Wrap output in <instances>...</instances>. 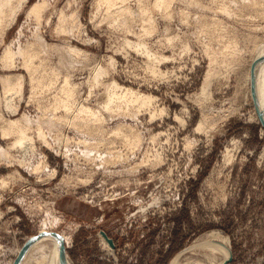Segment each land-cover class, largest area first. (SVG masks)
I'll list each match as a JSON object with an SVG mask.
<instances>
[{"label": "rangeland", "instance_id": "1", "mask_svg": "<svg viewBox=\"0 0 264 264\" xmlns=\"http://www.w3.org/2000/svg\"><path fill=\"white\" fill-rule=\"evenodd\" d=\"M96 1L26 0L15 21L7 16L0 26V264H13L43 230L67 238L70 264H171L218 232L231 250L226 264H264V129L251 81L255 48L264 45V0H169L162 9L155 0H124L111 12ZM34 3L45 4L38 19L28 11ZM118 7L129 11L124 19L114 16ZM143 9L151 22L141 20ZM127 39L142 42L143 52ZM72 46L78 57L66 50ZM6 48L10 66L1 59ZM21 52L34 57L47 88L33 93ZM211 66L217 77L206 81ZM95 68L102 74L94 85ZM5 77L11 87L21 80L20 91L7 92ZM64 79L78 104L102 114L99 133L68 124L72 109H54ZM112 81L151 96V111L161 114L101 111ZM11 119L32 141L11 146L13 135L2 137ZM193 255L208 264L204 253Z\"/></svg>", "mask_w": 264, "mask_h": 264}, {"label": "bare ground", "instance_id": "2", "mask_svg": "<svg viewBox=\"0 0 264 264\" xmlns=\"http://www.w3.org/2000/svg\"><path fill=\"white\" fill-rule=\"evenodd\" d=\"M11 1L12 0H0V26H2V23L6 20L7 16L9 18V23L11 21H15L16 15L19 12L22 3L26 2V0H21L17 5L12 6L11 5ZM117 2H122L123 3L124 0H97L96 1V4H97V7L98 8H101L102 6H106L107 7V11L108 10L110 11L111 8L117 7V6H119L121 4L120 3L119 5L115 6L117 4ZM169 4H170L169 3V0H155L154 3H153V8L162 9V8L168 7ZM223 7H225V6H223ZM44 8H45V4L44 3H34L33 5H31V7L29 8L28 11L30 13H32L33 15H35V17L37 16V19H38L39 16H40V14H41V12L43 11ZM118 8L121 9L120 11H118V12H120V14L119 13L116 14L117 13L116 12L115 15H114L115 17H116V15H118V16H121V14L123 15V13H125L123 11H126L127 10V9H123V7L122 8L121 7H118ZM98 11H99V9L97 10V12ZM112 12H114V11H112ZM127 12H129V11L127 10L126 13ZM223 12H226V9ZM104 13H107V12H104ZM147 13L148 12H147L146 9H143V10L140 11V14H141V17H142L141 20H143V21L144 20L145 21H149V19H150V22H151V18H148L150 16L146 17L148 15ZM129 15H130V13H129ZM106 17H108V16H106ZM112 17H113V15H112ZM112 17L110 19H112ZM115 17L113 19H115ZM121 17H123V19L125 18L124 16H121ZM62 18H64V17L62 16L61 19ZM117 18L119 19V17H117ZM126 19H127V16H126ZM59 20H60V17H59ZM61 21L62 20H60V22ZM64 21H66V20H64ZM64 21H62V23ZM127 21H129V20H127ZM114 22L116 23L117 21H114ZM58 26H60V24ZM141 28H143V27H141ZM59 31H61L60 28H59ZM144 32L146 33L147 31L144 30ZM231 42H230V44H231ZM125 44L130 45L131 47H133L137 51H140V50L142 51V48L145 47V46L143 47V43L140 42V41L138 43L137 42L134 43V42L129 41L128 39L125 40ZM230 44H228V47H229ZM256 44H258V43H256ZM256 46L254 44V47H256ZM224 47H226V45H224ZM228 47H226L225 49H227ZM254 47H251V48H254ZM259 47L258 48H255V49H257L256 51H258V52H257V54H255L256 56L252 60V61H254L253 62V65L251 64V66L253 68V69L251 68V71L253 70V73H252L253 75H252V78H251L252 80L251 81L253 82V85H254V87H253L254 102H255L257 108L262 111V115H263V118H264V45L262 47H260V48ZM66 50L68 52L70 51L73 54L76 53L77 55L81 53L80 50H78L77 48H73V46L72 47H69V48H66ZM235 51H232V52H235ZM147 52H145V55H146ZM21 53L25 56L24 57L25 59H24L23 64L27 68V70H29V72H30V74H29L30 76L29 77H30V82L32 83L31 88H32L33 93L35 91H37L36 89L37 88L39 89V87L40 88L41 87L42 88L43 87H46L47 88V86L45 85L46 83L43 82L44 80H41V78H43V77L35 76L36 75V73H35L36 72V70H35L36 67L33 65V60H32V58L34 59V57L32 55L28 54L27 52H21ZM251 53H253V52H251ZM76 54H75V57H78ZM226 54L227 53L223 54V56L224 55L226 56ZM233 54H230V57ZM69 55L70 54L68 53V55L66 57H68ZM81 55H83V53ZM149 55L150 54L148 53V56ZM71 56H73V55H71ZM212 56H213V54L211 55V57ZM154 58H155V56H154ZM219 58L221 59V57H219ZM228 58H229V56H228ZM228 58L225 59V60L231 61ZM1 59H2V62L4 63V66H10L12 64V60H13V52H11V50H9L8 48H6L3 51V53H2ZM156 59H157V57H156ZM156 59H152V60H156ZM160 59H159V61H160ZM222 60H221L222 62H225L226 63L225 66L227 68H230L231 65H233L232 64L233 62L225 61L224 59H222ZM234 60H232V61H234ZM215 61H217V59L213 56L212 57V62L211 61L210 62L213 64ZM235 61H237V60H235ZM235 61H234V64L235 63L237 64L238 62H235ZM215 63H218V61L215 62ZM219 63H221V62L219 61ZM153 64H155V63H153ZM209 65H211V64H209ZM220 65H223V64L221 63ZM213 66H211V67L213 68ZM217 66H218V64H217ZM225 66L223 65V67H225ZM233 67H235V65ZM216 69L218 70V68H216ZM231 69L232 68H230L229 70H231ZM101 70H102L101 68H95L93 70V72H91V75L94 74L93 77H91L92 82L94 83V85L98 83L99 76L102 74V71ZM153 70H155V69H153ZM154 73H156V70H155ZM215 74H216L215 69H214V73H213V71L211 72V70H210V72L208 73V75H206L207 76L206 77V81H208L212 77H217L216 76L217 74L216 75ZM51 79H50V81H52ZM248 79H249V76H248ZM53 82H54V80H53ZM47 83H50V82H47ZM21 84H22L21 83V80H18L14 84V86L11 87V83L7 81V77H5V79H4V85L6 86V91L7 92H9V91L11 92V90H15L16 92L17 91L19 92L20 91ZM52 84H54V83H52ZM102 84L104 85V83H102ZM105 85H106V88H104V93H103V90H102V93L104 94V100H103V102L100 101L102 103L100 105L103 108L101 111H103L105 109V110H107L106 111L107 113L109 111V113H115L116 114V115L113 114V116L115 115L117 117V114H123V115H126L127 117L130 116L132 118V117H136L137 116L135 114L136 111H142V110H144L146 112H150L151 119H153L157 115L161 114L160 111H155V110L151 111V105H152V102L154 100L151 96L144 95V94H140L139 92L133 91L130 88H125V87L119 86L115 81H112V82H109V83L105 82ZM103 87H105V86H103ZM57 88H58V92H56V93L57 94H60L61 96L58 97L57 94L54 95L55 93L54 94L52 93L53 94L52 95L53 96L52 98L55 101V102L53 101V103H57L55 105L53 104L54 105V109L57 110V109H60V107L61 108L62 107L65 108L67 111L68 110L70 111L72 109L71 111L76 112V114H74V117H73V115H71L73 117V119L68 120L67 121V122H69L68 124H71L72 123V124H74L75 127L82 128L81 130L79 128L78 129L80 131H84V132L86 131V133H83L82 132L83 134H90L91 135V134H95V132H98L99 133V130L100 129L99 128L96 129V127H95V126H97L96 124H98V127H99V123L101 122V120H103V118L101 116L102 114H100L98 112L99 110L97 111V110H94V109H92L90 107H85L83 105L78 104L76 102L75 98H74V91L69 86V82L67 81V79H64L62 85L58 86ZM48 89H47V91H48ZM50 89H51V87H50ZM201 90H202V94L204 96H207L208 95L206 86H204ZM41 91H43V90H41ZM33 93H32V95H33ZM99 96H100V93H99ZM132 106L133 107L136 106L135 108L137 110L134 109L135 111L132 112L133 111V108H131ZM99 109H100V106H99ZM70 113H72V112H70ZM82 114L85 115V116H87V118L83 117ZM53 117H54V115H53ZM256 117H257L256 119L259 122L260 121L259 116L256 115ZM54 118H56V117H54ZM79 118H81L80 119L81 120V123H78L80 121H77ZM124 118L126 119L125 116H124ZM92 119H93V121H92L93 123H89V121H91ZM72 120L75 121V122H73ZM84 120H85V122H83ZM86 120H88V121H86ZM48 121H50V119H48L46 122H48ZM52 121H54V120H52ZM70 121H71V123H70ZM203 121L201 120V122L199 123V125L197 127L198 130H202V129L205 128L204 127L205 121L204 122ZM55 122L56 121H54V122H51L50 121L51 124H53ZM63 122H65V121H63ZM56 124H57V122L54 125H56ZM3 126H4V128H2V130H1L2 137L13 135V141L11 143V146H16V145L21 146L25 142L32 141V138L29 137L28 134H27V131H26L25 126H23V125L20 124V120L19 119L7 120L6 123ZM37 135H38L39 138L44 139V134L41 132L40 129H38ZM0 184L2 186L5 185V183L3 182V180H0ZM39 233H46V234H42L40 238L31 237L30 239H28V241L24 245V247H27V251L22 256V258L20 259V261L18 262V264H25V261L28 258L29 259L27 261H29L30 264H70V261L68 259L67 254L63 251L64 250V244L63 243L66 242V239L67 238L65 236L61 237L59 234L56 235L55 233H47L46 230H43V231H41ZM218 233L217 234L216 233H212L210 236L207 234L208 236L206 235V237L202 238L201 240H199V241L195 240L197 242L193 244V246L190 248V251L187 252V253H189L190 255H192V257H194L193 254L203 255V253H204V255H206L205 259L208 260L207 261L208 264H226V262L229 260L230 253H231L230 251L231 250H229L230 248H228V245H227L228 243L226 242V240L220 235V233L219 234ZM98 234H99V237L101 238L100 240L103 241L104 246L109 251L110 250L112 251L113 249L109 246V244L105 240V238L100 234V232H98ZM63 240H64V242H63ZM217 254H220L222 256V260L220 262H216L215 261ZM181 256H182L181 254H180V256H177L173 260V262L171 264H191V263L192 264H206V262H204L202 259L201 260H199V259H193L192 257H189V256H188L189 259L187 258V259H184V260H180V257Z\"/></svg>", "mask_w": 264, "mask_h": 264}, {"label": "water", "instance_id": "3", "mask_svg": "<svg viewBox=\"0 0 264 264\" xmlns=\"http://www.w3.org/2000/svg\"><path fill=\"white\" fill-rule=\"evenodd\" d=\"M258 116L260 118V124L262 125V127L264 129V118H263V115H262V111L260 109H258ZM99 232L105 238V240L108 242L109 246L112 249H114L115 248L114 242H113V240L111 238L108 237V235L106 234V232H104L103 230H100ZM53 233H55V232H53ZM55 234L57 235L58 233H55ZM41 235H42V233H39L36 236V238H40ZM26 251H27V247H23V249L19 252V254L16 257L15 261L13 262V264H18V262L20 261V259L22 258V256L26 253Z\"/></svg>", "mask_w": 264, "mask_h": 264}]
</instances>
